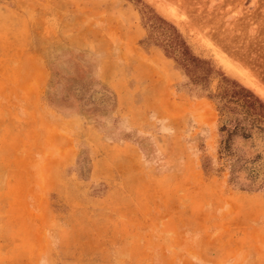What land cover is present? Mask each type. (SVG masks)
Segmentation results:
<instances>
[{
  "label": "rangeland",
  "instance_id": "obj_1",
  "mask_svg": "<svg viewBox=\"0 0 264 264\" xmlns=\"http://www.w3.org/2000/svg\"><path fill=\"white\" fill-rule=\"evenodd\" d=\"M163 20L213 65L204 89ZM220 74L264 100V0H0V264H264Z\"/></svg>",
  "mask_w": 264,
  "mask_h": 264
},
{
  "label": "trees",
  "instance_id": "obj_2",
  "mask_svg": "<svg viewBox=\"0 0 264 264\" xmlns=\"http://www.w3.org/2000/svg\"><path fill=\"white\" fill-rule=\"evenodd\" d=\"M140 12L148 19L145 9ZM155 23V22H154ZM164 37L160 45L165 54L174 59L190 76L195 84L204 89L217 73L213 65L206 59L196 55L180 31L171 23L163 20ZM151 36V33L149 34ZM214 97L218 101L224 123L219 130L222 133L220 152H226V161L230 165L229 181L239 180L238 172H247V187H256L264 191V161L262 152L257 151L251 157L235 147L238 140H259L264 145V100L252 89L220 74L219 90ZM262 174L260 183H257Z\"/></svg>",
  "mask_w": 264,
  "mask_h": 264
},
{
  "label": "bare ground",
  "instance_id": "obj_3",
  "mask_svg": "<svg viewBox=\"0 0 264 264\" xmlns=\"http://www.w3.org/2000/svg\"><path fill=\"white\" fill-rule=\"evenodd\" d=\"M164 12H166V14H168L169 16H174L173 12H171V11L166 10Z\"/></svg>",
  "mask_w": 264,
  "mask_h": 264
}]
</instances>
